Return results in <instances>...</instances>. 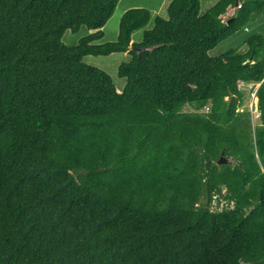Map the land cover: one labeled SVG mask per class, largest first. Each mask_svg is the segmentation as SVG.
<instances>
[{
    "label": "trees",
    "instance_id": "1",
    "mask_svg": "<svg viewBox=\"0 0 264 264\" xmlns=\"http://www.w3.org/2000/svg\"><path fill=\"white\" fill-rule=\"evenodd\" d=\"M119 1L0 0V264H264V0H172L139 45L131 8L96 44ZM113 53L122 92L83 62Z\"/></svg>",
    "mask_w": 264,
    "mask_h": 264
},
{
    "label": "rangeland",
    "instance_id": "2",
    "mask_svg": "<svg viewBox=\"0 0 264 264\" xmlns=\"http://www.w3.org/2000/svg\"><path fill=\"white\" fill-rule=\"evenodd\" d=\"M170 0H120L117 8L115 10L112 18L107 22L105 27L103 28L104 37L96 42V44H105L109 42H116L118 38L119 32V23L121 20L124 11H127L132 5L137 7L133 8H145L151 12V19L148 25L139 31H136L133 36V42L137 45L142 43L143 34L145 30H151L154 26L155 19L160 16L162 18L167 17L166 12V3H169ZM172 1V0H171ZM220 0H200L201 3V13L206 12L210 8H212L217 2ZM162 2H164L162 6ZM140 6V7H139ZM129 8V9H128ZM125 9V10H124ZM124 10V11H123ZM123 13V14H122ZM261 22L251 23L248 27V32H244L243 30L238 31L236 34L222 41L218 46H216L213 50L209 51L208 55L210 58H216L220 55L226 53L231 49H238L240 52H246L248 50V46L244 44V41L249 36H253L261 33ZM93 31H90L92 33ZM88 34V30L85 27L80 28L77 33H72L71 31H66L63 36V43L68 47H74L79 45L80 40ZM134 48V47H132ZM131 60V55L125 53H113L107 56H94L88 55L84 57L83 62L87 65L94 66L99 68L105 72H107L116 86V89L119 92L124 90L126 85V79L122 78L119 75V69L123 64L128 63ZM259 84H242V88L245 92V101L243 107H241L240 111L247 109L251 112L252 119L257 123V117L259 113L258 109V99L256 97L257 86ZM196 109L193 106L186 105L184 107L185 112H193ZM206 108L200 109V112L206 111ZM254 123V124H255ZM223 193H226V190H223ZM221 199V198H219ZM216 199L212 202V209H215L217 201L220 203V209L223 206H226V202L221 199ZM233 206V205H232Z\"/></svg>",
    "mask_w": 264,
    "mask_h": 264
},
{
    "label": "water",
    "instance_id": "3",
    "mask_svg": "<svg viewBox=\"0 0 264 264\" xmlns=\"http://www.w3.org/2000/svg\"><path fill=\"white\" fill-rule=\"evenodd\" d=\"M131 50H136L137 52L140 51V49H136V48H132ZM259 85L257 87H259ZM258 102H259V100H258ZM227 162H228V160L224 157V155H222L220 160L218 161V164H225Z\"/></svg>",
    "mask_w": 264,
    "mask_h": 264
},
{
    "label": "crops",
    "instance_id": "4",
    "mask_svg": "<svg viewBox=\"0 0 264 264\" xmlns=\"http://www.w3.org/2000/svg\"><path fill=\"white\" fill-rule=\"evenodd\" d=\"M170 2H171V0L169 1V3H170ZM169 3H166V12H167V7H168ZM163 4H164V2H162V6H163ZM133 7H137V6L132 5V6H130L129 8H133ZM139 7H140V6H139ZM129 8H128V9H129ZM124 10H125V9H124ZM124 10H123V11H124ZM125 12H126V11H124L123 13H125ZM123 13H122V14H123ZM132 43H133V41H132ZM125 54H128V53H125Z\"/></svg>",
    "mask_w": 264,
    "mask_h": 264
},
{
    "label": "built area",
    "instance_id": "5",
    "mask_svg": "<svg viewBox=\"0 0 264 264\" xmlns=\"http://www.w3.org/2000/svg\"><path fill=\"white\" fill-rule=\"evenodd\" d=\"M240 7H241V5L238 6V8H240Z\"/></svg>",
    "mask_w": 264,
    "mask_h": 264
},
{
    "label": "clouds",
    "instance_id": "6",
    "mask_svg": "<svg viewBox=\"0 0 264 264\" xmlns=\"http://www.w3.org/2000/svg\"><path fill=\"white\" fill-rule=\"evenodd\" d=\"M258 99V98H257Z\"/></svg>",
    "mask_w": 264,
    "mask_h": 264
}]
</instances>
